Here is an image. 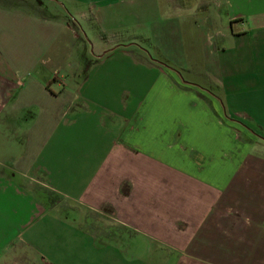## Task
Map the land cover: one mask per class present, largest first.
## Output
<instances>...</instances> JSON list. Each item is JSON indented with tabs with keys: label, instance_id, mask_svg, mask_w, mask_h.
Here are the masks:
<instances>
[{
	"label": "crops",
	"instance_id": "crops-1",
	"mask_svg": "<svg viewBox=\"0 0 264 264\" xmlns=\"http://www.w3.org/2000/svg\"><path fill=\"white\" fill-rule=\"evenodd\" d=\"M10 189L104 264H264V0H0Z\"/></svg>",
	"mask_w": 264,
	"mask_h": 264
},
{
	"label": "rangeland",
	"instance_id": "rangeland-1",
	"mask_svg": "<svg viewBox=\"0 0 264 264\" xmlns=\"http://www.w3.org/2000/svg\"><path fill=\"white\" fill-rule=\"evenodd\" d=\"M23 196L16 189L0 194V264H104L111 258L103 245L93 246L87 235L63 230L58 217L42 216Z\"/></svg>",
	"mask_w": 264,
	"mask_h": 264
}]
</instances>
